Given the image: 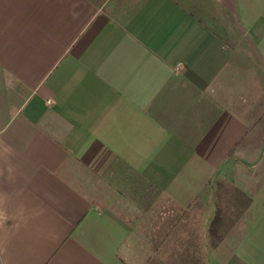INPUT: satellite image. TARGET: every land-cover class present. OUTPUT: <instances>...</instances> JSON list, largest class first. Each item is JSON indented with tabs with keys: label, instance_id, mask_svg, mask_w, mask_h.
Returning <instances> with one entry per match:
<instances>
[{
	"label": "crops",
	"instance_id": "crops-1",
	"mask_svg": "<svg viewBox=\"0 0 264 264\" xmlns=\"http://www.w3.org/2000/svg\"><path fill=\"white\" fill-rule=\"evenodd\" d=\"M157 253L264 264V0H0V264Z\"/></svg>",
	"mask_w": 264,
	"mask_h": 264
},
{
	"label": "rangeland",
	"instance_id": "rangeland-1",
	"mask_svg": "<svg viewBox=\"0 0 264 264\" xmlns=\"http://www.w3.org/2000/svg\"><path fill=\"white\" fill-rule=\"evenodd\" d=\"M232 185H230L227 182V186H225V188L222 190L221 192V197H220V206L224 209L223 212V224H222V228L220 229V233L222 234V236L226 237V242L228 241V237H230L231 239H234L237 235H239V232L242 231V226L241 229L238 225H241L239 223H241L240 221H242L239 216L241 214V207H243V203L245 201V198L240 194L237 195L235 194V190L233 188H231ZM117 199V205L119 207H121L120 201L121 200H125L124 198L121 197V195L119 196V194H117L116 196ZM125 202V201H124ZM127 211H129L131 208H126ZM130 214V213H129ZM133 214V213H132ZM134 215V214H133ZM140 221H143L145 219V216L139 218ZM134 225H135V230L133 235L136 236V249L139 251V254L141 255V261L144 263V259L147 258L148 256V251L151 250L149 245L145 242V237L142 235V225H141V229H140V224H139V220L137 222V220L134 221ZM219 233V234H220ZM163 252V251H161ZM152 255L154 253H151ZM206 256H210V254H207ZM151 257V256H149ZM162 257L161 254L157 253L156 254V260H155V264H170L169 261H166V259L164 258H160ZM147 260V259H146ZM152 261H150L151 263ZM173 262L175 263V260H173ZM210 262V261H209ZM176 264V263H175ZM208 264V262H207Z\"/></svg>",
	"mask_w": 264,
	"mask_h": 264
},
{
	"label": "trees",
	"instance_id": "trees-1",
	"mask_svg": "<svg viewBox=\"0 0 264 264\" xmlns=\"http://www.w3.org/2000/svg\"><path fill=\"white\" fill-rule=\"evenodd\" d=\"M210 229L213 230V229H212V226L210 227Z\"/></svg>",
	"mask_w": 264,
	"mask_h": 264
},
{
	"label": "built area",
	"instance_id": "built-area-1",
	"mask_svg": "<svg viewBox=\"0 0 264 264\" xmlns=\"http://www.w3.org/2000/svg\"><path fill=\"white\" fill-rule=\"evenodd\" d=\"M49 102H50V100H49Z\"/></svg>",
	"mask_w": 264,
	"mask_h": 264
}]
</instances>
